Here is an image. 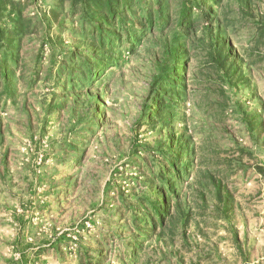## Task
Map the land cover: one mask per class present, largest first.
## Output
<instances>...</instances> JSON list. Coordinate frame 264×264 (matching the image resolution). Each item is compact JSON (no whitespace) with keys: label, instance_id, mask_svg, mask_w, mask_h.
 Listing matches in <instances>:
<instances>
[{"label":"rangeland","instance_id":"1","mask_svg":"<svg viewBox=\"0 0 264 264\" xmlns=\"http://www.w3.org/2000/svg\"><path fill=\"white\" fill-rule=\"evenodd\" d=\"M12 1L23 4L28 31L12 37L3 10L13 40L0 57L6 49L18 59L0 75V264H264V0L241 14L222 0L217 11L231 21L245 80L218 94L188 35L178 61L187 59L185 97L153 126L141 107L168 31L133 54L121 50L120 65L87 88L92 25L81 26L68 3ZM183 140L192 156L180 180L183 214L143 239L133 259L136 202L150 195L144 162L157 167L167 144Z\"/></svg>","mask_w":264,"mask_h":264},{"label":"trees","instance_id":"2","mask_svg":"<svg viewBox=\"0 0 264 264\" xmlns=\"http://www.w3.org/2000/svg\"><path fill=\"white\" fill-rule=\"evenodd\" d=\"M170 1L57 0L60 6L68 3L70 12L78 15L81 26L91 28L92 25L93 29L90 31L91 35L87 43L91 47V62L83 58L86 77L84 84H80L87 88L92 84L95 75L96 80L105 79L107 75L105 67H110L108 71L111 73L120 65L121 50L133 54L136 46L143 43L150 35L168 31L167 38L158 40L160 54H156L153 59L154 72L150 76L141 107L143 115L141 114L140 120L144 118V121L152 126L155 124L153 119L157 116L159 121H166L172 114L170 113L172 108L180 105L185 97L187 59L182 60L188 52L184 41L188 35L195 38V46L201 48L208 57L207 66L212 68L215 74L213 78L210 75L212 72L208 73V78L218 86L216 90L218 94L222 93L227 97L224 90L228 86L234 85L236 80H245L235 66L238 55L231 45L229 35L231 21L227 18L222 20V16L217 14L222 0H175L177 7L175 11L172 10ZM235 1L239 7L236 11L240 14L243 13V7L250 4L249 0ZM7 7H9L7 18L11 23L10 35L20 40L28 31V26L21 17L23 4L12 0H0V23L3 10ZM259 27L261 30V25ZM198 32L201 36L197 35ZM12 40L13 38L5 37V30L0 26V48L11 45ZM86 53H83V56ZM10 58L16 63L18 59L16 51L4 49L0 57L1 62L4 63L0 66V75L4 77L5 67H9L7 62ZM180 59L181 62H178ZM100 65L103 66L101 69H99ZM103 84L105 85V82ZM166 113V116H161ZM166 144L167 142H164V145ZM186 144L185 140L174 146L167 144L165 150L161 152V160L153 169H149L148 163L144 162L146 171L143 170L141 173L145 174L150 195L144 194L136 202L140 208L133 216L135 233L128 247L130 250L133 249L131 250L133 259H137L143 239L156 233L158 229L159 234H163L169 222L174 224L183 214L180 180L183 173L188 171L189 161H192L191 149ZM259 169L264 171L262 168ZM215 187L219 195V184Z\"/></svg>","mask_w":264,"mask_h":264}]
</instances>
